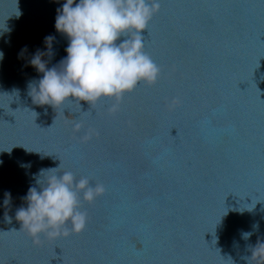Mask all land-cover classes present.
Instances as JSON below:
<instances>
[{"label": "water", "instance_id": "obj_1", "mask_svg": "<svg viewBox=\"0 0 264 264\" xmlns=\"http://www.w3.org/2000/svg\"><path fill=\"white\" fill-rule=\"evenodd\" d=\"M63 2L0 0V264H245L264 242V0H162L143 33L162 77L115 117L112 100L55 111L27 94L37 49L48 68L67 55ZM77 123L98 134L82 143ZM60 163L106 192L83 204L84 232L35 246L15 212L34 174Z\"/></svg>", "mask_w": 264, "mask_h": 264}, {"label": "clouds", "instance_id": "obj_2", "mask_svg": "<svg viewBox=\"0 0 264 264\" xmlns=\"http://www.w3.org/2000/svg\"><path fill=\"white\" fill-rule=\"evenodd\" d=\"M161 4L162 0H64L57 9L54 27L68 38L67 55L59 62V68L46 67L39 49L32 55L29 64L42 73L38 80L27 84L32 103L48 105L56 111L69 101L79 105L84 101L94 108L101 100L108 99L113 103L106 115L115 117L126 94L141 83L154 86L162 77L161 67L145 51L143 35L160 13ZM5 30L0 29V35ZM53 39L44 38L46 49L50 50ZM25 51L26 47L18 57ZM179 103V98H173L169 106ZM82 128L77 123L73 130L79 133ZM97 134L94 129H88L80 141L87 143ZM20 166L30 167V164ZM33 179L38 188L29 187L22 197L27 207L16 210L15 220L20 223L17 232L22 231L35 246L44 240L67 239L84 232L89 217L82 210L83 204L95 203L106 192L103 183L93 182L84 175L76 179L72 171L61 169V163L40 169ZM10 202L11 195L6 191L4 207ZM11 220L5 211L4 221L11 223ZM252 227L256 229L258 225ZM251 234L242 231L241 238L247 240ZM250 251V256L242 257L245 264H264V242L258 241Z\"/></svg>", "mask_w": 264, "mask_h": 264}, {"label": "snow or ice", "instance_id": "obj_3", "mask_svg": "<svg viewBox=\"0 0 264 264\" xmlns=\"http://www.w3.org/2000/svg\"><path fill=\"white\" fill-rule=\"evenodd\" d=\"M161 6H162V4H161ZM83 134H84V132H82V133H78V134H77L78 138H80V136H82Z\"/></svg>", "mask_w": 264, "mask_h": 264}]
</instances>
